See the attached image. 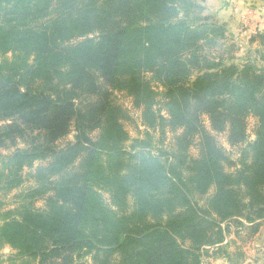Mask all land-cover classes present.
<instances>
[{
	"label": "trees",
	"instance_id": "trees-1",
	"mask_svg": "<svg viewBox=\"0 0 264 264\" xmlns=\"http://www.w3.org/2000/svg\"><path fill=\"white\" fill-rule=\"evenodd\" d=\"M203 1L0 0V191L32 180L2 215L0 250L23 264H242L221 222L256 232L264 218V31L241 58L234 44L208 55L227 38Z\"/></svg>",
	"mask_w": 264,
	"mask_h": 264
},
{
	"label": "rangeland",
	"instance_id": "rangeland-1",
	"mask_svg": "<svg viewBox=\"0 0 264 264\" xmlns=\"http://www.w3.org/2000/svg\"><path fill=\"white\" fill-rule=\"evenodd\" d=\"M204 15V14H203ZM241 23L245 26V23L242 21L243 14L241 15ZM249 21V20H248ZM248 25V24H247ZM249 25H254L253 22H249ZM257 25V23H256ZM241 29V26H239ZM237 27V29L239 30ZM251 28V27H250ZM252 29V28H251ZM257 29V28H256ZM254 30V29H252ZM245 31L240 30L238 32L237 41L233 42L232 38L228 37L226 40L227 42H224L222 44V41L216 43L215 46L207 47L205 52L208 55L213 56L216 51H228L229 44H234L233 48L230 46V49L232 51V55L237 54L239 58H241L243 55L246 54V49H243L245 46L247 48H257V44L253 43L252 45L248 42V39L250 36L243 35ZM251 35L254 33H250ZM253 36V35H252ZM246 44V45H245ZM224 45V46H223ZM243 47V48H242ZM245 47V48H246ZM240 48V49H239ZM243 50H242V49ZM219 53V52H218ZM217 53V54H218ZM6 57H10L11 54L7 53L5 54ZM228 56V55H227ZM197 72L194 71L191 74V77H193ZM146 77H149L150 74H145ZM114 97L115 101L123 107L128 112L129 117L124 121V125L129 133V136L131 138L137 137V136H143V133L145 131V125L141 121L140 117V109L137 108L130 97L126 96L125 93H121L119 91H114ZM164 113V111H162ZM165 114V113H164ZM205 123H207L206 117H204ZM256 125V118L254 116H249L247 118V131L249 134V139L254 138V128ZM155 138H158V132L157 131H151ZM94 134V133H93ZM173 137L172 132H167L166 134V142L168 143ZM218 143L224 148L226 155L228 157V160L225 161V168L229 172H233L235 168L237 167V158H238V151L239 149L237 147H231L226 139V135L224 133L217 134L216 136ZM73 140V134L66 136L63 140L59 142V145H64L68 141ZM9 149L1 148L0 147V154H7ZM191 152L193 155L197 154V149L195 147H192ZM24 170V172H26ZM29 184H32V180H26V182L21 185L18 188L13 189L12 191L8 192L7 195L3 196L4 194L2 191H0V196L2 197L3 204L0 207V221L2 220V215L5 211L10 210L14 208L18 202L14 200L13 195L17 194L20 190L25 189ZM104 199L110 203L109 195L105 192L102 193ZM201 203L202 200H199ZM35 205L37 207H42L43 200L42 199H36ZM11 216V215H10ZM9 216V218H11ZM235 219V218H234ZM234 219H231L228 222H221V224L224 226L225 224L230 225L231 232L227 236L229 239L230 244V250L231 252H242L244 254V259L248 258L249 256H264V218H261L257 220L259 222V227L256 232H252V230H248V228L240 227L238 224L233 223ZM244 222V224H248L243 218H238ZM246 226V225H245ZM85 258H88L87 256ZM207 261L210 264H229L225 259L222 258H207ZM24 261L22 258L18 257L17 250L13 247H11L8 244H5L1 250H0V264H23Z\"/></svg>",
	"mask_w": 264,
	"mask_h": 264
},
{
	"label": "crops",
	"instance_id": "crops-1",
	"mask_svg": "<svg viewBox=\"0 0 264 264\" xmlns=\"http://www.w3.org/2000/svg\"><path fill=\"white\" fill-rule=\"evenodd\" d=\"M202 6L203 14L210 20L222 24L226 28V38L230 37L234 42L237 41L240 30L245 31L243 35L250 36L246 43H250L249 40L252 35L264 31V0H204ZM242 14L243 16L247 15L248 25L244 26L241 23ZM249 22H253L254 25L257 23L258 29L252 30ZM239 26H241V29ZM250 33L254 34L251 35ZM250 44L252 45V43ZM245 47L242 48L246 51L253 49ZM242 264H264V256H249L244 259Z\"/></svg>",
	"mask_w": 264,
	"mask_h": 264
},
{
	"label": "built area",
	"instance_id": "built-area-1",
	"mask_svg": "<svg viewBox=\"0 0 264 264\" xmlns=\"http://www.w3.org/2000/svg\"><path fill=\"white\" fill-rule=\"evenodd\" d=\"M247 16V15H246ZM246 16H243V19H242V21L245 23V25H247L248 23H247V18H246ZM252 29H255V30H257L258 29V27L256 26V25H251L250 26ZM257 28V29H256Z\"/></svg>",
	"mask_w": 264,
	"mask_h": 264
}]
</instances>
